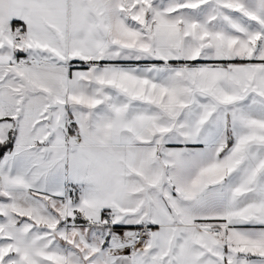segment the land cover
Masks as SVG:
<instances>
[{"label":"snow or ice","instance_id":"obj_1","mask_svg":"<svg viewBox=\"0 0 264 264\" xmlns=\"http://www.w3.org/2000/svg\"><path fill=\"white\" fill-rule=\"evenodd\" d=\"M0 264H264V0H0Z\"/></svg>","mask_w":264,"mask_h":264}]
</instances>
